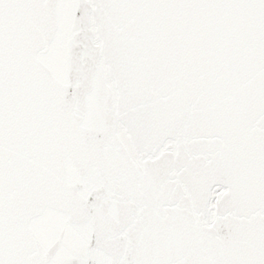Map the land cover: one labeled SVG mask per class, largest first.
I'll use <instances>...</instances> for the list:
<instances>
[{
	"label": "snow or ice",
	"instance_id": "1",
	"mask_svg": "<svg viewBox=\"0 0 264 264\" xmlns=\"http://www.w3.org/2000/svg\"><path fill=\"white\" fill-rule=\"evenodd\" d=\"M0 264H264V0H0Z\"/></svg>",
	"mask_w": 264,
	"mask_h": 264
}]
</instances>
